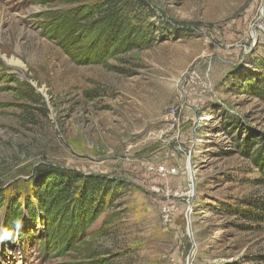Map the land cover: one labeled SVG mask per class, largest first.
<instances>
[{
	"label": "rangeland",
	"instance_id": "obj_1",
	"mask_svg": "<svg viewBox=\"0 0 264 264\" xmlns=\"http://www.w3.org/2000/svg\"><path fill=\"white\" fill-rule=\"evenodd\" d=\"M99 2L0 0V237L11 213L40 264H264V0ZM45 169L115 195L58 207ZM14 231L0 264H35Z\"/></svg>",
	"mask_w": 264,
	"mask_h": 264
},
{
	"label": "trees",
	"instance_id": "obj_2",
	"mask_svg": "<svg viewBox=\"0 0 264 264\" xmlns=\"http://www.w3.org/2000/svg\"><path fill=\"white\" fill-rule=\"evenodd\" d=\"M99 3H107V4H111L113 6V10L117 9V6H120V8H122L121 4L124 5L125 8H142L141 6V0H137L136 3H127L123 0H100ZM69 11V10H67ZM137 18V19H141V17L138 18L137 16H131V23H137L135 22L133 19ZM70 19V24H74L73 22L75 21L74 19H72V14L71 12L68 14H61L60 16V23H64V26L68 25V21ZM116 19V18H114ZM113 19V20H114ZM137 26V31L138 33H142L144 32L143 28H141L140 22H138L136 24ZM256 93L259 94H264V83L261 84L260 86H258L256 88ZM69 178H71L69 175H54L53 173V169H45L44 170V178L40 180V185H43L44 182L46 181V179L48 178H52L55 179L54 184H52V188L56 189L58 192V197H60V203L58 205V207H60L61 205L65 206L67 205V203L69 202H75V200L80 199V198H84L85 201L87 203H89L90 206H92L91 203H93V200H96L98 198L106 200L108 197L113 198L114 197V192L112 189V181L107 179L105 176H100V175H89V176H83V175H78L77 178H74V180L71 182V180H67ZM79 183V185H77L79 187V190L76 192V195H72V198L70 197V193H74L72 192L71 188H73V186L76 185V183ZM39 184L37 186H40ZM36 186V187H37ZM123 184H119V187H122ZM41 187L38 188V190H34L33 191V195L34 197L37 199H41V195L42 192L40 190ZM78 189V188H77ZM71 190V191H70ZM76 191V190H74ZM70 198V200H69ZM55 201H58L55 200ZM67 201V202H65ZM64 203V204H63ZM248 206H255V204L253 202H247ZM87 207H89L87 205ZM84 210V209H83ZM248 213V214H247ZM241 214H243V217H251L252 214L250 212L247 211H243ZM17 219L18 216L15 215H11V213L8 214L7 218H6V223H5V228L10 229L12 227H16L17 225ZM89 220L88 218L85 217V223L84 224H88ZM22 224V223H21ZM84 225V226H86ZM83 229V227H82Z\"/></svg>",
	"mask_w": 264,
	"mask_h": 264
},
{
	"label": "built area",
	"instance_id": "obj_3",
	"mask_svg": "<svg viewBox=\"0 0 264 264\" xmlns=\"http://www.w3.org/2000/svg\"><path fill=\"white\" fill-rule=\"evenodd\" d=\"M175 109L171 110V115L173 116V119L176 121ZM172 153L176 154V150L169 152L168 154L172 156ZM168 154H166L165 160L160 163H152L148 162L146 165V170L150 173H153L159 177H169V176H176L179 172V169L177 165L175 164H169L166 160H168Z\"/></svg>",
	"mask_w": 264,
	"mask_h": 264
},
{
	"label": "bare ground",
	"instance_id": "obj_4",
	"mask_svg": "<svg viewBox=\"0 0 264 264\" xmlns=\"http://www.w3.org/2000/svg\"><path fill=\"white\" fill-rule=\"evenodd\" d=\"M1 22L2 21L0 20V24H1ZM5 56H7L6 53H5ZM5 56H3V57H4L7 65H9L13 68H18L21 66V61L17 57L11 56L10 58H7ZM3 253H5V250H3Z\"/></svg>",
	"mask_w": 264,
	"mask_h": 264
}]
</instances>
